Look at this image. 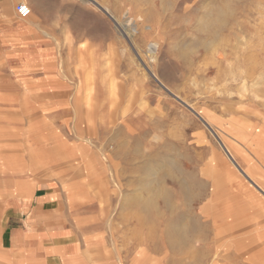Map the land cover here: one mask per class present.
Instances as JSON below:
<instances>
[{
    "label": "rangeland",
    "instance_id": "374dc122",
    "mask_svg": "<svg viewBox=\"0 0 264 264\" xmlns=\"http://www.w3.org/2000/svg\"><path fill=\"white\" fill-rule=\"evenodd\" d=\"M1 14L0 253L37 191L78 264H264V0Z\"/></svg>",
    "mask_w": 264,
    "mask_h": 264
},
{
    "label": "crops",
    "instance_id": "0c3cea01",
    "mask_svg": "<svg viewBox=\"0 0 264 264\" xmlns=\"http://www.w3.org/2000/svg\"><path fill=\"white\" fill-rule=\"evenodd\" d=\"M13 1V0H12ZM2 0H0V28H3ZM5 26H7L5 24ZM2 31L0 29V51L2 49ZM1 58V54H0ZM34 192L29 199L15 203L19 209H32V217L24 219L14 229L3 234L0 264H78L83 248L79 249L68 240L73 233L69 229L52 227V213L43 208L49 196ZM17 198V197H16ZM17 222L21 219L13 218ZM27 222V223H25Z\"/></svg>",
    "mask_w": 264,
    "mask_h": 264
},
{
    "label": "bare ground",
    "instance_id": "6f19581e",
    "mask_svg": "<svg viewBox=\"0 0 264 264\" xmlns=\"http://www.w3.org/2000/svg\"><path fill=\"white\" fill-rule=\"evenodd\" d=\"M101 6V5H100ZM31 12V11H30ZM30 15V14H29ZM28 15V16H29ZM247 39V38H246ZM253 65V64H252ZM249 66V65H248ZM251 66V65H250ZM254 67V66H253ZM246 71H248V69H249V67L247 68L246 67ZM253 68H251V70H252ZM255 70V69H254ZM256 70H257V67H256ZM255 72V71H254ZM246 73H250V72H246ZM252 73H250V74H243V76H242V80H243V84L245 85V83H246V81H247V79H254L255 77H254V75H256V73H253L252 75H251ZM246 85H248L247 83H246ZM243 87V86H242ZM247 87V86H246ZM247 89V88H246ZM247 95H248V93H247ZM253 97V96H252ZM250 98V97H249ZM254 101H256V100H254ZM257 102V101H256ZM262 103V102H261ZM262 105V104H261ZM263 114V113H262ZM201 116V115H200ZM205 119V118H204ZM206 120V119H205ZM247 121V120H246ZM250 121V120H249ZM206 122H208V121H206ZM250 123V122H249ZM214 130V129H213ZM253 130H254V128H253ZM252 131V130H251ZM216 133V132H215ZM251 134V133H250ZM253 134V133H252ZM263 135H264V129H261V128H258V129H256V136L254 137V140H255V142H257V144H259L258 142H259V140L260 139H262V138H264L263 137ZM216 135H214V137H215ZM216 139H217V141H218V143H219V145L222 147V149H223V151L225 152V154L227 155V157H229V159L232 161V163L237 167V168H239V164L236 162V160L234 159V156H233V154H232V152L230 151V149L226 146V144H224V142H223V140H221V139H219V137H216ZM240 169V168H239ZM242 173H244L245 175H247V173L245 172V171H243ZM251 178V177H250ZM253 183H255V182H253ZM256 184V183H255ZM257 186V185H256ZM259 186V185H258ZM262 192H264V189L262 190ZM160 193V192H159ZM264 194V193H263ZM151 196V195H150ZM152 196H154V195H152ZM146 200V199H145ZM149 200H153L152 199V197L149 199ZM143 201V200H142ZM154 202V201H153ZM186 232H185V230H183L180 234L182 235V237L183 236H185L186 234H185ZM183 240H184V237L182 238ZM181 239V240H182Z\"/></svg>",
    "mask_w": 264,
    "mask_h": 264
},
{
    "label": "built area",
    "instance_id": "2783aa9c",
    "mask_svg": "<svg viewBox=\"0 0 264 264\" xmlns=\"http://www.w3.org/2000/svg\"><path fill=\"white\" fill-rule=\"evenodd\" d=\"M16 10L18 15L22 18L27 17L31 11L30 7L25 3L18 4Z\"/></svg>",
    "mask_w": 264,
    "mask_h": 264
}]
</instances>
